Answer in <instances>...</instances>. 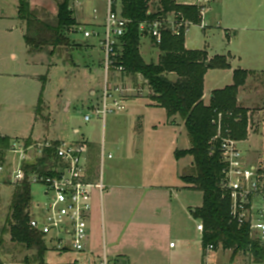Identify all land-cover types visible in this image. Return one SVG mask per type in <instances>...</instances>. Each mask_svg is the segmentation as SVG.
<instances>
[{
	"label": "rangeland",
	"instance_id": "1",
	"mask_svg": "<svg viewBox=\"0 0 264 264\" xmlns=\"http://www.w3.org/2000/svg\"><path fill=\"white\" fill-rule=\"evenodd\" d=\"M17 1L5 0L15 6L13 8L10 5L9 9L4 6V19L0 18V64L7 74L0 77V135H8L13 141H27L30 144L37 142L32 138L50 140L58 136L65 142L85 141L90 147L86 159L91 161L94 175L96 177L102 175L106 184L108 180L126 182L127 177L133 178L136 174H144L143 171L140 172L143 169L146 171L145 174L155 177L156 168L152 167V164H157L162 158L161 154H166L170 149L167 143L170 134L174 139H178L175 149L191 148L181 119L176 125L167 124L168 117L163 110H152L149 107L150 93L147 85H142L144 92L125 103L126 112L107 115L105 121L102 117L96 118L92 114L93 106H101L105 86L104 53L96 40L83 39V30H86L91 21L98 25L104 24L106 7L103 1L78 0L80 2L78 4L77 0H71L73 17L82 30L75 29L71 34L73 41L71 46L67 49L63 47L56 49L53 57L49 56L52 48L46 49V53L41 55L33 52L30 56L27 54L23 38L25 25L19 22L15 14ZM177 1L182 4L186 0ZM230 2L238 6L242 0ZM30 4L40 12L41 19L49 17L52 20L56 17L58 5L56 0H30ZM118 4L120 7V1ZM248 4L253 10L260 7L259 13L264 16V0H250ZM158 5L159 1L153 0L150 11L156 12ZM206 22L213 25L211 14H207ZM254 33L239 32L240 36L236 39L231 37L229 41L224 30L214 29L204 34L198 25H193L186 40L190 48L203 49L207 44L208 52L213 56L217 54L228 56L231 53L240 58L238 66L243 70L264 71V31ZM75 42H81L82 46H76ZM150 44L151 39L144 36L140 46L144 62L151 59L157 61V51L149 54L146 52ZM12 54L16 55V60H12ZM47 64H51L52 67H48ZM213 74L221 76L223 81L226 80L224 73L221 75L216 71ZM251 82L252 85L246 88L245 97L247 106L251 107L249 111L252 114L249 113V116L252 118L253 130L248 139L240 145V149L248 155L252 165L264 167V74L259 80ZM93 92H96V96H91ZM41 95L43 105L44 102L49 105L47 109L42 105L39 112L45 115L48 113L44 124L35 118ZM205 99L208 102L210 98L207 96ZM67 101L70 102V112L63 110L67 106ZM89 114L91 121L85 122L84 118ZM30 136L31 139H25ZM102 150L106 156L112 155L111 163L106 158L102 165ZM153 151L160 152L155 154ZM136 152L142 155L139 162L135 160ZM189 161L191 158L182 160L181 167L187 166ZM146 167H149L148 170ZM191 173L190 169L184 175ZM13 189L0 187V241L3 239V243L0 244V264H28L25 260H32L34 253L13 245L9 235L2 237V230L7 226V218L10 216ZM31 193L35 203L44 202L42 186H32ZM106 193L104 191L102 196L104 204L107 201ZM124 196V191H120L117 198L121 199ZM180 202L178 217L180 234L175 235L170 243L177 246L176 251L185 252L187 262L199 264L203 257L202 235L196 229L200 221L193 217L192 212L202 207L203 193L194 189H182ZM183 239L188 242L186 249L185 245L180 243ZM45 243L49 251L45 257V264H72L75 259L84 260L80 254L57 253L53 251V244L49 241ZM212 256L215 264H227L231 260L232 252L225 251L219 246ZM238 259L246 263L244 257Z\"/></svg>",
	"mask_w": 264,
	"mask_h": 264
},
{
	"label": "trees",
	"instance_id": "2",
	"mask_svg": "<svg viewBox=\"0 0 264 264\" xmlns=\"http://www.w3.org/2000/svg\"><path fill=\"white\" fill-rule=\"evenodd\" d=\"M56 1V17L52 20L46 17L44 20L40 18L38 10L32 9L30 0H18V19L26 24L24 40L31 53H44L46 49L52 48L50 53L54 55L58 48H69L73 42L71 34L80 28L73 17L71 0ZM152 1L120 0L121 15L130 21L124 38L122 63L129 75L146 83L150 100L165 110L168 118L178 117L184 122L191 148L177 151L175 157L180 160L190 156L194 161L190 168L192 173L185 175L182 180L191 189L203 193V205L193 213L194 218L203 224V250L208 245H214L216 249L222 246L225 251L232 252V261L244 257L246 262L264 264V249L251 241L249 228L230 221L231 204L222 198L220 190L223 164L219 144L212 143L217 134L212 125L215 112L231 113L234 117L226 120V123L230 126L232 138L240 142L248 139L249 121L252 122L249 113L252 112L244 109L238 99L240 90L246 86L252 72L236 70L233 85L213 92L209 105H205L202 99L205 76L209 70H229L230 64L226 57L216 56L209 60L203 51L186 49L184 34L173 36L164 33L162 43L158 46L161 52L159 63L146 64L140 54L141 40L145 36L140 31L142 23L175 13L194 25H200V10L196 6L178 5L176 0H158V10L149 14ZM172 74L175 80L169 78ZM42 105L41 95L37 113L41 111ZM238 118L240 120L236 122ZM12 142L7 137H0V148L7 149ZM54 157V150H47L45 157L38 161L39 164L31 166L30 171L51 175L48 170L54 164ZM32 207L31 187L24 184L14 188L10 216L7 226L2 230V237L9 235L13 245L34 253L32 260H25L28 264H44L48 252L45 240L29 227ZM2 243L3 239L0 241Z\"/></svg>",
	"mask_w": 264,
	"mask_h": 264
},
{
	"label": "built area",
	"instance_id": "3",
	"mask_svg": "<svg viewBox=\"0 0 264 264\" xmlns=\"http://www.w3.org/2000/svg\"><path fill=\"white\" fill-rule=\"evenodd\" d=\"M105 3V21L100 28L83 30V39L96 40L104 53L105 86L102 91L101 106H93L91 111L96 118L126 112L125 103L144 92L142 81L129 75L122 63L124 38L130 21L123 18L118 2L120 0H100ZM215 0H197L195 6L200 16V26L204 28L207 14ZM77 3L80 2L77 0ZM96 13V11H94ZM153 12L149 11V14ZM194 24L184 20L179 14L171 13L165 17L148 20L140 25V31L148 36L158 47L164 33L173 36L186 35ZM81 31V27L78 28ZM137 83H136V82ZM150 93V91H149ZM90 111V112H91ZM231 113L215 112L212 125L216 136L212 143L219 144L223 164L220 190L222 198L230 205V221L238 226H247L251 241L257 242L264 249V167L249 163L240 145L243 142L232 138L230 126L226 120ZM91 121V115L84 118ZM240 118L235 119L239 121ZM252 122L249 121L248 136L252 134ZM55 143H58L55 145ZM87 142H50L37 141L27 144L26 141H13L7 149L0 148V187H21L28 184L44 188V202L33 201L29 227L39 233L45 241L53 244V251L63 254L87 253L89 241V223L93 209V195L97 192L102 198L106 186L102 175L97 181L88 176L86 155L89 151ZM54 150L53 166L48 172L51 175L31 172L30 167L39 164L47 150ZM111 159L102 150L104 160ZM203 235L202 222L197 226ZM171 247H174L171 244ZM217 249L208 245L203 250L204 264H215L213 254ZM237 257L227 264H252L242 262ZM72 264H110L106 253L99 262L91 259H75Z\"/></svg>",
	"mask_w": 264,
	"mask_h": 264
},
{
	"label": "crops",
	"instance_id": "4",
	"mask_svg": "<svg viewBox=\"0 0 264 264\" xmlns=\"http://www.w3.org/2000/svg\"><path fill=\"white\" fill-rule=\"evenodd\" d=\"M230 1L231 0H215L208 13V15H212L213 25L212 23L207 24L206 20V26L204 28L198 25L201 30H203L204 34H208L214 29L224 30L227 32L226 37L230 41L231 37L236 39L238 36H240L239 32L258 33L264 31V16L259 13L261 10L260 7L255 10L251 9L248 4L250 0H242L241 3H238V6L232 4ZM176 3L178 5L195 6L197 0H186L182 4H180L176 0ZM10 5L11 4H8V2H5V0H0V18L4 19V6L9 9ZM12 6L14 8L15 5L13 4L11 5V7ZM18 7L19 2L17 1L15 13L17 18ZM31 7L32 9H36V7L32 5ZM14 12L15 11L13 10V14ZM57 13L58 9L56 11V15ZM19 22L25 25L26 33L25 22L21 20H19ZM88 24L89 25L87 26L86 30H95L96 28H100L103 25H98L93 21L89 22ZM192 26H190V28ZM187 34L185 35V46L187 50L203 51L208 55L209 60L214 59L216 56H222L218 54L213 56V54H210L208 52L207 44H205L203 49L190 48L186 40ZM24 36L25 34H23V38ZM78 45V47H80L82 43L78 42ZM26 49L27 54L30 56L31 52L29 51L28 46H26ZM153 51H157L158 53L157 61L154 62L153 59L148 61L146 59V64H158L160 61L161 52L155 45V43L151 40V44L146 49V52L147 54H149ZM45 53L46 52L37 54L41 55ZM49 56L53 57L51 53H49ZM222 57H226L228 59L230 69L225 71H208L204 79V97L202 98L205 105H209L210 100L212 99L211 95L213 92L225 89L226 87L233 85V74L236 70H243L238 66L240 58L238 59L236 56L231 55V53H229L228 56L223 55ZM11 58L12 60H16L17 57L15 54H12ZM47 66L50 68L52 67L51 64H47ZM216 71L221 75L222 73H224L226 80L223 81L221 79V76H215V74L213 73ZM244 71L252 72V75L249 76L246 86L240 90L238 100L239 104L244 109L249 110L251 109V107L247 106L248 103H246V88L248 87V85H252L251 81H255V79L259 80L260 76L264 74V71L247 69H244ZM3 76H7V74L4 73L0 64V77ZM169 78L171 80L176 79L175 75L173 74L169 75ZM143 85L145 86L146 83H144ZM91 94V96H96V92H93ZM207 96H209L210 98L208 102L205 99L207 98ZM66 104L67 106L63 110L64 112H70V102L67 101ZM43 107H46L47 109L49 108V105L44 102ZM149 107L152 110H163L161 108H158L151 100ZM37 111L35 112V118L39 122L42 121L41 123L44 124L43 122L45 120V117H48L46 116L48 113L46 115L45 113L39 114L37 113ZM163 111L166 113L165 110ZM179 119L180 118L178 117L168 118L167 124L171 123L172 125H176L178 124ZM139 121L141 122V120ZM182 123V125H184L183 121ZM0 137H7L11 141L13 140L8 135H0ZM31 138L32 137L30 136L26 137L25 139ZM32 140H34L35 142L41 139L37 140L32 138ZM41 141L44 140L42 139ZM46 141L65 142L64 139H59V136ZM167 143L170 149L167 150L166 154H161L162 158L158 161L157 164H152V167L156 168L157 175L155 177H150L148 176V174H145L146 171H144V169L140 170V172L143 171L144 174H136L133 178L127 177L126 182L108 180V184H106L104 178L102 177L103 182L106 186L105 191L107 193L105 196H107V201L104 204V197L101 198L97 192H94L93 209L89 223V241L87 244V253L82 255L84 260L88 258L95 262H99L101 256L106 253L110 264H190V262H187V259L184 256L185 252L181 253L179 251H176L177 246L171 247L172 243H170V240L175 235L177 236L180 234V228L178 224V222L180 221L178 218L181 203L180 191L182 189H191L189 185H186L183 182L182 178L185 176V172L189 171L190 168L193 167L194 161L190 156L182 158L180 160L175 157V153L177 151L184 150L175 149L176 145L178 144V139H174V136L172 134L168 135ZM159 152L160 151H153V153L155 154ZM141 158L142 155L140 154V152H136L135 160L139 162ZM186 158H191V161L188 162L187 166L182 168L181 162ZM108 161L109 163H111V161H113V157L111 159H108ZM87 164L89 178L92 181H97L99 179V176L96 177L94 175L91 161L88 160ZM143 164L144 162L142 163V165ZM148 168L149 167H146L147 170ZM120 191H124L125 195L121 199L119 197L117 198L118 194H120ZM126 205H128V208H126ZM194 212L195 211H193L192 214ZM198 225L199 224H197V226ZM180 243H183L185 245V249L188 247V242L185 239L180 240ZM201 248L203 254L202 244ZM203 259L204 258L202 257V260L199 261V264H204Z\"/></svg>",
	"mask_w": 264,
	"mask_h": 264
}]
</instances>
